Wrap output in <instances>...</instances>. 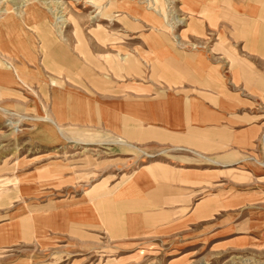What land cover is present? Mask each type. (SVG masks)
<instances>
[{
    "label": "crops",
    "instance_id": "1",
    "mask_svg": "<svg viewBox=\"0 0 264 264\" xmlns=\"http://www.w3.org/2000/svg\"><path fill=\"white\" fill-rule=\"evenodd\" d=\"M118 17L114 71L3 17L4 120L30 111L51 132L93 130L96 145L145 158L125 178L79 183L63 197L41 189L25 200L48 164L21 173L0 207V252L64 247L68 264L107 250L120 262L154 243L179 254L169 264L261 252L264 0H178L177 9L164 0L161 11L131 3Z\"/></svg>",
    "mask_w": 264,
    "mask_h": 264
},
{
    "label": "rangeland",
    "instance_id": "2",
    "mask_svg": "<svg viewBox=\"0 0 264 264\" xmlns=\"http://www.w3.org/2000/svg\"><path fill=\"white\" fill-rule=\"evenodd\" d=\"M147 2L148 0H0V23L3 17L17 15L21 17L25 27L38 35L43 33L44 40L48 36L49 41H58L60 53L72 51L80 59L88 62L91 60L93 66L101 63L108 70L114 71L115 58H118L115 55L118 47L116 43L122 40L120 35H116L114 27L124 24L118 17V12L131 3L149 4L151 8L160 11L164 9V0ZM177 2L178 0H171L173 9H177ZM47 46L49 45L45 48ZM0 107L2 108L1 103ZM43 120L48 119L30 111L20 117L4 120L3 113L0 112V207L8 200V194L15 190L16 183L20 182L15 178L40 166L48 164L42 172L43 184L36 189L33 187L32 191L28 190L25 200L38 198V193L35 192L41 189L43 197L53 192H58L59 195L56 193V196L63 197L72 190L76 194L85 188L79 183L85 182L84 185L90 186L102 178L108 179L106 183L125 178L145 158L144 153L138 150L125 149L120 153L115 151V146L96 145L98 137L93 130L62 129L60 133L51 132L44 129L46 125ZM83 143L92 145H82ZM133 157L139 158L138 163L130 160ZM51 164L60 166L52 168ZM158 244L154 243L139 251L134 257H131L134 249L125 250L122 256L129 257L120 262L112 260L119 257L114 250H107L104 254L91 258L86 264H169L170 260L178 258L177 253L167 254L166 243ZM257 249L259 247L245 252L236 251L230 256H220L213 261L214 264H264V250L259 252ZM65 250L63 247L58 250L25 248L1 251L0 264H68L73 259Z\"/></svg>",
    "mask_w": 264,
    "mask_h": 264
}]
</instances>
